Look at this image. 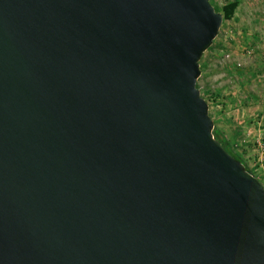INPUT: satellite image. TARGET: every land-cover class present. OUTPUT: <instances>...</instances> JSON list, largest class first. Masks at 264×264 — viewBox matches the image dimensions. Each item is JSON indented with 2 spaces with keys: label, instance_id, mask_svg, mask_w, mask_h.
<instances>
[{
  "label": "water",
  "instance_id": "1",
  "mask_svg": "<svg viewBox=\"0 0 264 264\" xmlns=\"http://www.w3.org/2000/svg\"><path fill=\"white\" fill-rule=\"evenodd\" d=\"M208 0H0V264H264V187L195 88Z\"/></svg>",
  "mask_w": 264,
  "mask_h": 264
},
{
  "label": "rangeland",
  "instance_id": "2",
  "mask_svg": "<svg viewBox=\"0 0 264 264\" xmlns=\"http://www.w3.org/2000/svg\"><path fill=\"white\" fill-rule=\"evenodd\" d=\"M237 1L232 18L221 20L211 45L202 53L195 82L212 129L221 137L234 136L236 129L251 130L253 119L260 116L258 106L264 107V0ZM208 2L218 11L225 0ZM249 147L253 143L236 149L244 152Z\"/></svg>",
  "mask_w": 264,
  "mask_h": 264
},
{
  "label": "crops",
  "instance_id": "3",
  "mask_svg": "<svg viewBox=\"0 0 264 264\" xmlns=\"http://www.w3.org/2000/svg\"><path fill=\"white\" fill-rule=\"evenodd\" d=\"M258 104L262 105L263 103L258 102ZM258 108L260 116L253 119V123L250 124L251 130L247 129L245 132L244 129L240 131L236 129V131L233 132L234 136L232 134H224V137L231 145V148L236 151L244 169L246 168L250 175L256 178L264 187V112H261L264 110V107L258 106ZM236 140L239 142H235ZM245 143H253V147H249L244 152L236 149L237 146Z\"/></svg>",
  "mask_w": 264,
  "mask_h": 264
},
{
  "label": "trees",
  "instance_id": "4",
  "mask_svg": "<svg viewBox=\"0 0 264 264\" xmlns=\"http://www.w3.org/2000/svg\"><path fill=\"white\" fill-rule=\"evenodd\" d=\"M237 5H238V1L237 0H225L224 4L221 5V7H220V9L218 11L213 6H212V8H213L214 12L220 13L221 18H222L223 21H228V20H230L232 18L233 14H234V12L236 10ZM195 88H196V86H195ZM211 135L220 144L222 149L228 155L233 157L239 163H242L240 158H239V156L237 155L236 151L231 148V145L229 144V142L226 140V138L224 136L223 137L220 136L219 131L212 129L211 130ZM245 171L247 173H249L246 170V168H245Z\"/></svg>",
  "mask_w": 264,
  "mask_h": 264
}]
</instances>
